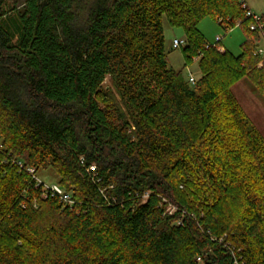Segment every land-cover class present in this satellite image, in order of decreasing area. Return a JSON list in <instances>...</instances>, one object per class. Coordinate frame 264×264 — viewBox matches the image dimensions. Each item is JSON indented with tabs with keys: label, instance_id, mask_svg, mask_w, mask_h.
Listing matches in <instances>:
<instances>
[{
	"label": "trees",
	"instance_id": "16d2710c",
	"mask_svg": "<svg viewBox=\"0 0 264 264\" xmlns=\"http://www.w3.org/2000/svg\"><path fill=\"white\" fill-rule=\"evenodd\" d=\"M246 12L0 0V264H264V134L232 90L247 78L264 97ZM165 15L185 31L195 83L169 64ZM206 17L240 21L239 54L207 40ZM48 167L73 204L28 170Z\"/></svg>",
	"mask_w": 264,
	"mask_h": 264
},
{
	"label": "rangeland",
	"instance_id": "374dc122",
	"mask_svg": "<svg viewBox=\"0 0 264 264\" xmlns=\"http://www.w3.org/2000/svg\"><path fill=\"white\" fill-rule=\"evenodd\" d=\"M254 12L262 14L264 12V0H246ZM164 30H165V45L168 52L169 64L175 70H183V74L186 77L193 75L198 78L201 75V71L197 60L189 66H185V57L183 53V46L179 48L173 47L175 39L185 40L186 35L182 27H173L170 25L168 17L164 18ZM199 29L204 33L207 40L211 44H216V37L221 36L222 41L218 42L220 51L224 52L226 49L234 54L241 52V44L245 39V34L240 26V23L231 29H224L218 25V23L211 17H206L199 22ZM264 60H261L260 66ZM105 87L114 89L112 79L108 76L105 83ZM236 98L238 99L242 109L247 115L248 119L264 134V97L257 90V88L247 79L242 78L232 88ZM30 173L39 178L47 184L58 183V176L53 168L48 167L41 169L38 172L34 168H29ZM176 207L171 203L167 205V211L175 212Z\"/></svg>",
	"mask_w": 264,
	"mask_h": 264
},
{
	"label": "built area",
	"instance_id": "2783aa9c",
	"mask_svg": "<svg viewBox=\"0 0 264 264\" xmlns=\"http://www.w3.org/2000/svg\"><path fill=\"white\" fill-rule=\"evenodd\" d=\"M243 2V7L247 8V17L250 19V29L258 33L262 39L261 44L258 46L256 50V54H258L263 60H264V21L262 19V14L254 12L248 2L246 0H242ZM238 24L240 21L237 22ZM222 41L221 36L216 37V44L220 50V46L218 42ZM185 44V40H178L175 39L173 42V47L174 48H179L182 45ZM215 44V45H216ZM189 79L191 83H195L196 79L193 75H189ZM32 173L34 171L30 170ZM36 181L38 185L43 186V190L45 192V195H52V196H57L60 198L62 201L73 204V199L71 196V193L67 192L60 184L58 183H53V184H47L46 182L42 181L39 178H36Z\"/></svg>",
	"mask_w": 264,
	"mask_h": 264
}]
</instances>
